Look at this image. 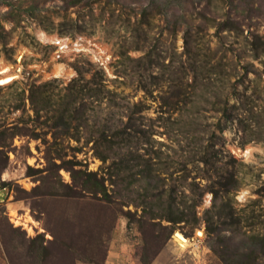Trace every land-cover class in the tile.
Here are the masks:
<instances>
[{
  "label": "rangeland",
  "instance_id": "1",
  "mask_svg": "<svg viewBox=\"0 0 264 264\" xmlns=\"http://www.w3.org/2000/svg\"><path fill=\"white\" fill-rule=\"evenodd\" d=\"M73 1L0 0V23L7 34L6 45L0 43V69L9 66L15 77L0 84V131L16 132L7 135V146L0 148V264H141L144 259L147 264H229L220 249L261 252L248 237L264 233V141L244 143L237 118H243L249 106L264 110V0H159L149 10L148 45L126 52L136 59L158 40L160 64L150 74H139L141 78L131 71V63L122 66L120 54L130 45L131 27L140 22L150 0ZM165 2L170 3L168 10ZM67 18L76 20L78 28L62 35L58 25ZM49 23L52 28H47ZM40 31L46 35L43 42L37 38ZM186 39L191 40L189 52ZM57 66L64 68L61 76H56ZM97 71L109 93L101 103L86 100L88 124L93 116L110 124L120 118L150 134L137 146L138 153L160 173L159 189H176L180 208L186 211L181 201H197L194 226L181 222L169 234L138 220L141 208L122 207L117 195L115 204H105L74 188L72 167L97 172L111 194L116 189L106 172L119 158L111 156L105 164L98 159L87 141L90 128L81 125L76 132L75 121L68 135L56 134L58 148L48 147L58 132L49 119L54 113L45 109L36 115L30 89L50 83L47 93L59 102L80 74L83 85L97 79ZM174 80L184 85L186 103L183 96L176 98ZM204 82L210 85L201 86ZM233 105L240 114L221 130L222 109ZM55 148L65 154L55 160L57 170L46 160L47 150L52 157ZM202 156L215 160L213 168L203 164ZM28 167L38 171L28 175ZM224 167L236 171L237 188H230L232 193L212 207L210 181L203 175H213V169L224 174ZM48 178L55 185L49 189L54 197L45 194ZM192 184L200 187V196L199 190L191 191ZM221 202L228 204L219 214ZM127 211L137 214L126 218ZM230 212L247 220L237 224ZM176 234L184 238L183 246ZM38 235L50 251L44 261L28 253L29 241ZM217 237L221 239L216 244Z\"/></svg>",
  "mask_w": 264,
  "mask_h": 264
},
{
  "label": "trees",
  "instance_id": "2",
  "mask_svg": "<svg viewBox=\"0 0 264 264\" xmlns=\"http://www.w3.org/2000/svg\"><path fill=\"white\" fill-rule=\"evenodd\" d=\"M82 0H74L73 3L80 4ZM159 0H150V2L146 3V6L142 8L140 12V22L132 25L130 30V45L125 48V52L120 54V57L123 58L121 64L124 65L125 62L131 63V71L134 74H142L143 72L149 73L153 68H157L160 64V61L157 57L158 50V40L148 48V50L140 57L133 59L126 55L127 50H143L149 43V30H151V21L148 16H152L153 13H150L149 10H152V5H156ZM166 3V4H165ZM164 3V10H168L170 7L169 2ZM169 3V4H168ZM88 5V15L89 17H93V10L90 4L86 2ZM11 6V5H10ZM113 16V15H112ZM68 17V16H67ZM201 18H204V14H200ZM66 22L59 23V33L60 34H68L73 33V28L76 26V20L67 18ZM42 23V21H40ZM69 25V26H68ZM143 25H145L146 29H143ZM129 26V25H128ZM47 28H52V24H48ZM173 32V31H172ZM7 40V34L3 29V26L0 23V43L5 46ZM191 40H185L186 50L190 47ZM125 46V45H124ZM197 48V47H196ZM261 53H264V42ZM258 55V53H256ZM198 57V52L194 53L193 61H196ZM77 73H81L79 69H77ZM98 77L97 79L93 78L92 81H86V84L81 85L79 81L81 79V74L78 79L73 80L66 88V92L60 96L59 102H54L52 96L48 94V87L50 83H46L42 86H36L30 89V103L32 105L33 111L38 115L41 111L46 109V112L52 111L54 114L49 119H52L54 122V128L58 129V132L53 133V141L50 143L48 147H56L60 143L55 141L56 134H64L68 135L69 130L73 124V122H77L74 129L77 131L78 127L82 125L83 129L90 128L88 130L90 137L87 141L92 142V148L99 160L102 161L103 164L108 160V158L113 156V158L118 157V161H112L110 166H107L108 171L106 174L108 175L109 182H111L116 189L112 190L114 193H110V190L106 184V179L103 175H99L97 172L87 171L86 169H75L71 168V178L74 188H76L83 196H89L93 199L101 201L105 204H115V201L118 200L115 195L122 198V201L118 202L122 207H128L132 205L136 208H141L140 213L138 214V220L144 221L150 226L155 227L159 226L162 229L168 230L169 234H172L176 229V224L184 222L191 224H197L198 219L196 218L195 207L197 206V201L193 200L192 203L186 205V201H181L183 206L186 207V211L180 208L179 202H177V192L175 188H171L168 190L159 189L160 183L162 180L160 173L158 170L154 168V163L150 161V159H144L138 153L137 146L143 142L144 139H148L150 134H147L144 130L136 129L129 123H122V120L119 118L117 122H113L110 124V120L104 119L102 121L96 116L92 117V123L88 124L89 115L87 116V105L86 100L93 98L98 103H101L108 90L102 83V72H95ZM142 75H139L141 78ZM150 78L155 80L156 78L150 75ZM146 79V78H145ZM144 80V78H143ZM143 82V81H141ZM180 82V83H179ZM172 90L178 96H183L181 101H183L184 96L186 94V90L184 85L179 80H174L171 84ZM210 85L209 83H203L201 86L207 87ZM46 88V93L44 89ZM148 92V91H147ZM186 99V98H185ZM79 102V105H75ZM186 103L185 101H183ZM57 106L53 108V106ZM256 106H249L245 110V115L242 118H237L240 108L237 106H231L230 109L228 107L222 109V120L224 125L221 126V130L225 127V124L231 122L233 118H237L238 124L242 128L245 141L253 142V141H264V121L263 114L264 110L255 109ZM232 110H234L235 115H233ZM242 114V113H241ZM60 129V131H59ZM10 135V137L15 136L16 132L10 130L9 128L3 129L0 131V148H5L6 137ZM33 138H37L36 134H32ZM143 139V140H142ZM77 140V138H76ZM49 142L46 141V144ZM55 148V156H49L46 153V160L48 163L54 167L55 170L60 168V165L55 163V160H61L64 153H62V149ZM126 153H122V151ZM200 160L204 165H208L213 168L211 158L207 159L202 156ZM234 161V160H233ZM225 168V167H224ZM222 169V172L218 173L217 169H213V175H203L208 181H210L209 190L213 194V206H215V201L220 200L226 196H229L231 189L237 188L236 181V171L228 170L227 168ZM110 170V171H109ZM36 171L31 167L27 168L28 175L34 174ZM208 172V170H205ZM54 175L56 172L54 171ZM115 176L114 180H111L110 176ZM50 177V176H48ZM216 178V179H215ZM49 180V178H48ZM186 177L182 178V181H185ZM110 183V184H111ZM52 184V185H51ZM123 184L124 187L120 188V185ZM6 184H2L5 186ZM217 185L221 189H215L213 186ZM54 187V183L49 180L46 182V197H54L53 193L50 192L49 189ZM193 189L192 192L199 190L197 193L200 196L199 186L197 184H192ZM231 188V189H230ZM221 190V191H220ZM183 196V194H181ZM186 197V196H183ZM64 198H70L69 196H64ZM228 203L221 202V206L219 210V214L224 212V208ZM137 212L131 213L130 211L125 212L126 218L136 215ZM251 216V215H250ZM260 215H254L252 218L258 219ZM229 218L233 219L239 224L241 219L247 220L244 217H233L232 212L229 214ZM157 220V222H154ZM191 220L193 223H191ZM162 222H167L169 225L161 226ZM264 220L260 221V223ZM213 231L212 226L207 227V232L211 233ZM245 234V233H244ZM254 242L257 246H260V251L257 252L256 248L251 249L247 252L242 253H231L230 251L226 252L217 246V249H220L219 252L226 254L227 258L230 259L229 264H264V233L256 232L255 234H251L248 237ZM221 238H216V244L219 242ZM42 235L36 236L34 239H31L28 244V253L31 256L36 257L39 261H44L48 255L50 254L49 248L43 244ZM256 246V247H257ZM216 249V250H217ZM141 264H147V261L144 259L141 261Z\"/></svg>",
  "mask_w": 264,
  "mask_h": 264
},
{
  "label": "bare ground",
  "instance_id": "3",
  "mask_svg": "<svg viewBox=\"0 0 264 264\" xmlns=\"http://www.w3.org/2000/svg\"><path fill=\"white\" fill-rule=\"evenodd\" d=\"M45 36L46 35H44L43 32L41 33V31L37 33V38L39 40H42V42L45 40V38H46ZM53 39H54V37H53ZM63 72H64V68L62 66H57V68H56V76H61L63 74ZM14 78H15L14 74L11 72V68L9 66L8 67L4 66V68L0 69V84L8 83L11 80H13ZM244 155L249 156L250 155V151H246V153ZM200 235H201V233L199 232L198 236H200ZM176 238H178L180 241H183L182 243L178 241L181 244V246H183L184 238L180 234H176Z\"/></svg>",
  "mask_w": 264,
  "mask_h": 264
}]
</instances>
